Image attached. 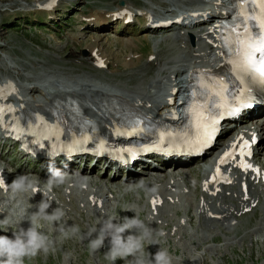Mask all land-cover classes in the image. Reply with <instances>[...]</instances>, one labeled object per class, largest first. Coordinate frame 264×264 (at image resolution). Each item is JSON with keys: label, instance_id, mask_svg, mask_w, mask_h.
I'll return each mask as SVG.
<instances>
[{"label": "bare ground", "instance_id": "obj_1", "mask_svg": "<svg viewBox=\"0 0 264 264\" xmlns=\"http://www.w3.org/2000/svg\"><path fill=\"white\" fill-rule=\"evenodd\" d=\"M217 1L229 2V0H198L196 4L191 5L187 8L176 9L175 11L166 10L163 12L164 17H171L174 13L184 16L183 21H186L187 23L182 28V30H179L177 32V36L179 37L178 45L182 46V50H177H179V53L182 54L180 58L184 56L188 57V59L182 61L179 66L176 62H174L171 66L164 68V73H162L161 69H163V67L166 65L168 59L163 58L164 60L162 62L158 61L157 67L159 68L157 69L155 77L149 84V87L152 90V93L150 91V94H148L147 92L149 91L148 89L139 88L133 85L127 86V83L125 82L124 78L122 82L119 81L118 83H115L112 86L109 84L100 83L97 80H94L91 76H86L83 79H78L75 81L70 79L65 81L64 79H61L58 75L50 76L49 74L45 73L42 76H37L33 78L31 82L28 83L24 80L18 79L17 70L14 67L11 68V73L12 77H15V79H13L11 76H1L0 85L5 83L13 84L15 92L12 93V96L8 99V101L11 102L13 107L18 110L17 114H21L23 115V117L29 118L30 120H34L37 116L39 118L41 114L44 115L46 119L48 118L52 122H54L55 120H60L62 126L65 128L67 127V125L71 127L73 124H75V126L79 128L81 123L86 122L88 123L89 127L97 126L103 132L111 133V127L113 124H115L116 121L120 119L124 120L127 118V116H133L132 114H126V110L124 108L126 105L131 106L133 107V109L139 110L141 112L145 110L147 113L156 114H162L166 113L168 110L176 109L179 110L178 114L181 115V104H179V102L183 101L187 94L186 77L189 78V76L197 68L211 66L214 62H216V60L213 59L216 56L217 49L213 48L208 41V39L211 38V34H208L207 32L209 27L205 29V33H201L202 30L196 28V26L200 24H192V22L196 19L198 20V18H201L202 20H204V24H206V22L208 21L206 26L210 25V23H212L215 19L213 4ZM172 2L173 0H167V4L169 6L170 4H172ZM26 5L27 4L23 5V7ZM262 7H264V3H261L258 7L260 9L261 17H257V20L260 23H264V8ZM33 8V5H29L26 10L32 11L34 10ZM123 9L127 10V7L121 6L117 8L115 12L121 11ZM195 11L198 12L196 19L194 17L189 16L188 14L189 12ZM131 13L133 14L134 11H131ZM107 14L108 13L105 12L100 13L99 11L93 12L92 15L90 14L91 16H89V18L92 17L93 19L89 21H91V24L94 25V30L96 32L100 33V31L102 32L103 29L106 27L105 24L111 17L110 15L106 16ZM140 15L142 19L147 22V20H149L150 18L155 19L158 15V12H153L152 10L144 9L140 11ZM180 31H182L181 34L179 33ZM186 33H191L193 35L195 39V44L193 47L187 46L184 39V35ZM100 39L101 40L98 42L97 37L93 38L94 43L86 45V48L89 51L87 54V59L91 63H93L94 61V57L91 56V51L93 49L95 50L94 55L101 56V58L104 59V63H106L107 57L115 58V56L119 54H114L111 49V44H105L106 41L103 40L101 37ZM118 43L120 44V42ZM128 43L132 42L125 41L122 43L124 46L123 52L133 54L127 49ZM166 46L168 45L166 44ZM104 49L107 51H105ZM185 51H187L188 54H186ZM158 57L159 56L156 53L153 54V59H157ZM2 59L3 61L4 59L7 60V63L11 67V63L6 57H2ZM125 61L126 63L132 62L130 58L125 59ZM209 61L211 62L209 63ZM127 65L125 64V66ZM160 65L162 68L160 67ZM129 67H131V65ZM148 67H150V65H148ZM57 72L62 75L65 70H57ZM184 73L186 77L182 78ZM167 74H169L167 78L163 77ZM125 77H127L128 80L130 79L135 81L134 79L137 78L141 81L147 76L145 75V77H134L127 75ZM84 83L86 85L81 88V84ZM171 101L173 102L172 104H170ZM261 111L264 112V108ZM263 126V123L254 124V126L250 124L249 126H244V128L251 129V127H253L259 132V130H263ZM0 133H4V130L2 128L0 129ZM257 147L260 148V144H258ZM263 148L264 146L261 147V149ZM212 164L213 159L208 162V169L212 166ZM91 168H93V166ZM208 169L203 172V176L206 175ZM86 170L87 167H83L79 175L82 176L81 173H86ZM233 172L236 174V176H233L234 181L232 184L240 180V177L243 176V173H239L236 171ZM167 177L165 180L160 182V186L157 187L155 182L157 178L156 176L153 177L155 178L153 180H151L152 178H149V180H147V183L150 184V186L147 187L148 189L146 192L147 202L149 197L155 194H160L163 196V202L160 207H164L165 205H167L165 203V200H168V198L176 199V197H178V195H175L172 191H164L160 189V187L165 186V183H168L170 177ZM28 182L29 183H27L28 187L26 189V193L28 195L33 194V192H31L29 189L32 185H36L38 189L36 190L33 196L36 198L43 197V201L46 203L50 202V205H52L54 202L53 199L49 198V196L59 195V200L61 202H65L66 200L71 199L70 196L73 194V188L74 190L77 189L81 194L80 197L77 195L79 198H75L77 204H83L82 208L90 205L93 206L95 209L99 210V212H96L94 215L98 219L97 221L99 230H101V226L103 224H113L114 226H117L118 220L113 219L111 217L106 218L108 215L107 211L109 206V198L107 194L110 192V190L107 189L105 191V185L104 187L102 185L91 186L90 181L86 180V178L84 177L70 176L62 180V183L64 185L62 193L52 194V192H48L46 188L41 187L33 180H28ZM55 182L56 180L53 182L52 185H55ZM65 189H68L69 192L66 193ZM169 189L170 188H167V190ZM221 189L222 197L225 200H229V193L226 195L225 190L237 193L242 198V200H248L244 199L243 193L240 191L239 186L233 189L230 184L229 189L224 187H222ZM250 189H258L260 193H262V195L264 196L263 184L249 183L247 195H249ZM217 194L218 193H216L215 196H212L200 193L195 203L199 204L200 200H202V202H205L206 200H215ZM155 215H159V211L157 209ZM108 216H111V214ZM153 218L162 219L161 216ZM179 218L186 219L188 218V215L183 214ZM199 255L200 253L198 252V250H196L195 259Z\"/></svg>", "mask_w": 264, "mask_h": 264}, {"label": "rangeland", "instance_id": "obj_2", "mask_svg": "<svg viewBox=\"0 0 264 264\" xmlns=\"http://www.w3.org/2000/svg\"><path fill=\"white\" fill-rule=\"evenodd\" d=\"M22 1L32 3L35 0H0V10H5L2 8H4V4H6L7 6H9V10L20 11H15L16 13L10 14L8 16H5L6 12L0 13V42L2 43V45L0 46V50L5 53V56L7 58L11 59L17 66H19L20 73L28 77V79L30 80L35 78V75L42 73V70L39 69V65H36L37 62H39L44 68H47V65H51L56 66L55 68L52 67L54 70L57 69L58 71H63L64 69L65 72H70L68 74L69 77L74 75H81L85 72L93 74V68L85 58L84 50L86 44H88L87 41H91V38H96L97 36H101V38L106 41L105 44H111V49L115 50V54L119 53L117 55V59L121 63L116 67V71L110 76L113 84L118 83L119 81L122 82L124 78L127 86L138 84L145 85L151 78L154 77L157 70L158 61L162 62L164 60V56H166L167 54L166 40L162 38L164 34H143V36L146 37V40L144 41L145 43H147L148 49L143 53V55H141L140 59H134L135 64H130L131 67H129L130 65H127L128 63L126 64L123 62L124 58H128V53L123 52L124 49H116L119 44L118 42H111L113 40V37H128L127 34H122L120 31L117 34L112 31V28L116 27L117 25L116 22H113L112 24L107 26L102 33H84L83 39H80L77 35L72 34V31L74 29H81L82 26L85 25L81 20L80 15L87 16L93 11H113L115 9V5L119 1L128 3L131 7L138 10L144 9L145 7L150 5L157 11H163L164 6L161 3L164 0H59L57 7H55L53 12H50L51 19L46 18L48 17V15L46 17H41L40 14H43L44 12L38 13V16L40 18H46L42 22V24H39L38 20L33 17L32 13H21L22 10L19 9V4L22 3ZM28 7V4L24 6L25 9ZM62 16H66V18H68L65 26L63 25L64 29H61L60 27L58 29L52 28L51 22H54V25L56 26L62 25V23L59 21ZM90 18L93 19L92 17ZM25 19L28 21H25ZM105 37H108L111 41L109 42V40L105 39ZM154 37H157L159 41L155 46L156 48L152 49L150 46V42L153 41V39H156ZM125 41L132 42V39H121L120 43L122 44ZM137 43L138 42H135V45H137ZM58 45L60 46V48H57ZM127 49L130 51L129 47ZM136 49L138 53H142L144 50L143 48H141L140 44L136 46ZM132 50L135 51V48L133 47ZM152 53H156L159 56L157 59H155V66H151V64L148 62V57L151 56ZM171 53L172 55H176V52L174 50H171ZM125 64L127 66H125ZM34 65H36L35 69H33ZM148 65H150V67H148ZM0 73H8V68L1 63V58ZM147 73H149V78H144L141 81L135 78L134 80L136 82L130 79L128 80V78L125 77L127 75L141 77L142 75ZM168 76L169 74L164 75L163 77L167 78ZM262 161L264 164V157L262 158ZM96 173H99L101 177L99 183L108 181V179H110L111 177L108 175L107 170L102 172V169L95 168L93 169V171H90V175H88L87 178L93 179L92 177L95 176ZM115 182L116 181H113L112 184H114ZM94 184V182L91 183V185ZM62 187V184H59L54 189L60 190ZM111 190L113 196L116 197L117 192H115L113 187L111 188ZM127 201V199L121 200L120 196H118L115 198L114 204L108 207V210L111 213H114V211L116 210L115 214H117L118 209L125 208L123 206V203ZM77 212L79 213L80 218H82L83 220L86 218L84 213L80 211ZM252 218H254V215L252 214L241 217L239 219V222H237L234 226V229H236L235 233H240L242 230H245L249 226L248 221ZM90 219L91 220H89V222L91 223L90 226L92 227V222L96 219V217L94 215H91ZM74 221L75 222L73 223V225L76 226L75 231L78 234V240L83 245L81 246V248L84 249V246L87 245L89 249L90 245H92V242L90 239L84 237V234L89 230V228L77 218H74ZM152 234L155 235V233ZM242 242L245 245V249L229 251V256L231 258L229 259V262L227 264H264V241L260 244H250L249 237H244L241 243ZM68 244L69 247H77V245H75L73 241H69ZM109 244L113 245L110 246L111 249H122L123 247V244L115 245L113 241H110ZM167 247L168 245L165 247V244L162 243L161 246H154V251L156 249L163 250ZM143 248L144 246H142V249ZM147 249L150 250L151 247L147 246ZM154 251L150 250V252L148 253L144 250L142 254L138 253L136 257L119 258L118 264H147L149 259L154 257ZM172 252L170 253V255H172ZM82 253L83 255L81 258L83 260V263L76 262L73 264H85V262H88L89 258L87 254L90 253V250H87V252L83 251ZM95 254H98L96 250ZM115 257H117V255H115L114 258ZM111 263L114 264V260L110 257V260L104 259L102 261L100 259L97 264ZM0 264H7V261H0ZM11 264H72V262L71 259L67 257L65 248H59L55 250L53 254H51V257L49 253L40 257L28 256L23 259H16Z\"/></svg>", "mask_w": 264, "mask_h": 264}]
</instances>
